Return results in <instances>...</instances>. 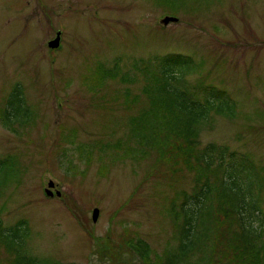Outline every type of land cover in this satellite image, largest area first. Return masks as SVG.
I'll use <instances>...</instances> for the list:
<instances>
[{
  "label": "rangeland",
  "instance_id": "374dc122",
  "mask_svg": "<svg viewBox=\"0 0 264 264\" xmlns=\"http://www.w3.org/2000/svg\"><path fill=\"white\" fill-rule=\"evenodd\" d=\"M165 15L178 19L163 24ZM56 31L60 43L49 47ZM166 52L189 54L198 69L186 81L215 85L234 102L232 115L210 112L193 146L247 155L254 167L246 182L264 214V0H0V157L15 160L0 171V232L20 219L27 226L15 229L21 240H0V264L16 250L142 264L127 245L140 238L151 255L177 249L169 205L178 209L182 193L204 179L176 146L164 138L142 146L132 131L150 102L143 64ZM14 88L24 122L5 125Z\"/></svg>",
  "mask_w": 264,
  "mask_h": 264
},
{
  "label": "trees",
  "instance_id": "16d2710c",
  "mask_svg": "<svg viewBox=\"0 0 264 264\" xmlns=\"http://www.w3.org/2000/svg\"><path fill=\"white\" fill-rule=\"evenodd\" d=\"M150 63L143 64L147 79L143 90L150 94V102L133 121V134L142 146L147 147L164 138L169 145L177 147L181 160L193 165L197 176L204 180L199 182L201 178L197 179L199 183L195 185L198 186H193L189 193H182L183 200L178 209L174 201L169 205L177 233V249L167 248L151 255L150 247L141 238L127 240V245L142 264H264V240L261 243L258 240L264 216L258 194L245 178L254 163L243 153L228 151L223 144L209 142L199 151L193 146V138L198 136L202 124L208 121L210 112L232 115L234 102L225 90L215 85L200 80L193 84L186 81V76L198 69L189 54L166 52L155 55ZM116 74L117 65L106 70L108 77ZM15 85L16 88L18 84ZM15 88L11 100L14 110L3 117L5 125L13 122L11 117L24 122L18 116V113L21 115L26 111L24 98L22 92ZM156 147L160 152L158 145ZM9 163L15 164L11 154L0 157V171L7 169ZM198 215L200 219L197 222ZM215 225L216 228L220 225L218 230L224 233L217 234ZM21 226L27 227L23 219L11 225L9 230L1 231L0 240L7 242V236L17 240L16 230ZM118 252L113 251L111 256ZM191 253L202 255L191 260ZM16 255L9 264H80Z\"/></svg>",
  "mask_w": 264,
  "mask_h": 264
},
{
  "label": "water",
  "instance_id": "95a60500",
  "mask_svg": "<svg viewBox=\"0 0 264 264\" xmlns=\"http://www.w3.org/2000/svg\"><path fill=\"white\" fill-rule=\"evenodd\" d=\"M176 19H177V18H176L175 16L166 15V16H164V17L162 18V21H163V23H167V22H169L170 20H176ZM58 40H59V34H57V36H56L55 38L49 40L48 44H49L50 46H56V45L58 44ZM52 185H53V181L50 179V180L48 181V186H52ZM45 191H46L48 194H51V193H52V191H51L48 187L45 188ZM56 192L59 193L58 190H57ZM98 212H99L98 207H94L93 210H92V218H93V220H96L97 215H98Z\"/></svg>",
  "mask_w": 264,
  "mask_h": 264
}]
</instances>
